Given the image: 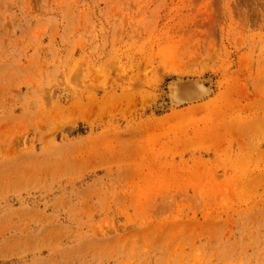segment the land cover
<instances>
[{"label":"rangeland","instance_id":"obj_1","mask_svg":"<svg viewBox=\"0 0 264 264\" xmlns=\"http://www.w3.org/2000/svg\"><path fill=\"white\" fill-rule=\"evenodd\" d=\"M0 264H264V0H0Z\"/></svg>","mask_w":264,"mask_h":264},{"label":"bare ground","instance_id":"obj_2","mask_svg":"<svg viewBox=\"0 0 264 264\" xmlns=\"http://www.w3.org/2000/svg\"><path fill=\"white\" fill-rule=\"evenodd\" d=\"M176 85V82L174 83ZM176 88V93L178 97L186 96H199L206 92L205 87L200 83H188V82H180Z\"/></svg>","mask_w":264,"mask_h":264}]
</instances>
